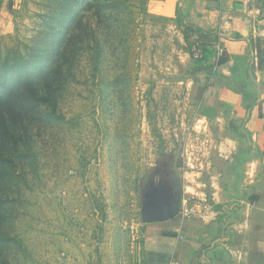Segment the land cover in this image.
<instances>
[{
	"label": "rangeland",
	"instance_id": "374dc122",
	"mask_svg": "<svg viewBox=\"0 0 264 264\" xmlns=\"http://www.w3.org/2000/svg\"><path fill=\"white\" fill-rule=\"evenodd\" d=\"M0 2V264H163L161 224L258 205L177 0Z\"/></svg>",
	"mask_w": 264,
	"mask_h": 264
},
{
	"label": "crops",
	"instance_id": "0c3cea01",
	"mask_svg": "<svg viewBox=\"0 0 264 264\" xmlns=\"http://www.w3.org/2000/svg\"><path fill=\"white\" fill-rule=\"evenodd\" d=\"M175 6L182 9L212 71L208 95L223 110L224 125L233 121L239 142L252 154V160H231L227 166L254 170L258 205L232 211L237 219L230 224L220 219L208 224L198 218L166 221L158 226L152 248L163 264H195L202 252L208 264H264V0H177ZM5 23L0 20V31L8 27ZM243 195L227 197L233 203L251 201V195Z\"/></svg>",
	"mask_w": 264,
	"mask_h": 264
},
{
	"label": "built area",
	"instance_id": "2783aa9c",
	"mask_svg": "<svg viewBox=\"0 0 264 264\" xmlns=\"http://www.w3.org/2000/svg\"><path fill=\"white\" fill-rule=\"evenodd\" d=\"M221 36V35H220ZM193 56L197 60H202L204 58V50L202 49L200 44H196L193 49ZM194 213L193 209H187V204L185 202L184 206L181 208V216L183 218H190ZM202 260L200 264H208V260L206 259L204 253H201Z\"/></svg>",
	"mask_w": 264,
	"mask_h": 264
},
{
	"label": "water",
	"instance_id": "95a60500",
	"mask_svg": "<svg viewBox=\"0 0 264 264\" xmlns=\"http://www.w3.org/2000/svg\"><path fill=\"white\" fill-rule=\"evenodd\" d=\"M174 210L176 211V212H178L179 211V207L178 206H174ZM174 214V213H173ZM172 215H168V217L170 218Z\"/></svg>",
	"mask_w": 264,
	"mask_h": 264
}]
</instances>
